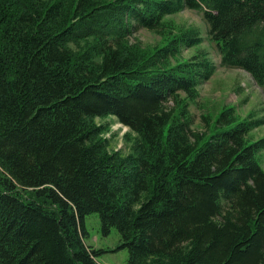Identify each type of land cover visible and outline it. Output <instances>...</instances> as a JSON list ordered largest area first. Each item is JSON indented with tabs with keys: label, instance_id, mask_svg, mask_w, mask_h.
<instances>
[{
	"label": "trees",
	"instance_id": "1",
	"mask_svg": "<svg viewBox=\"0 0 264 264\" xmlns=\"http://www.w3.org/2000/svg\"><path fill=\"white\" fill-rule=\"evenodd\" d=\"M204 41L264 93V0H0V264H98L92 213L127 264H264V119L221 105L196 127Z\"/></svg>",
	"mask_w": 264,
	"mask_h": 264
},
{
	"label": "rangeland",
	"instance_id": "2",
	"mask_svg": "<svg viewBox=\"0 0 264 264\" xmlns=\"http://www.w3.org/2000/svg\"><path fill=\"white\" fill-rule=\"evenodd\" d=\"M172 18L178 23L198 26L203 31L206 28L202 14L199 11L184 9ZM134 39H138L143 45L153 44L156 41V37L145 30L135 32L131 36V40L133 41ZM203 46L208 48L216 69L210 80L199 86V104L196 108L191 107V111L195 116L196 127H203L200 118L202 113L210 110L217 111L221 105L235 106L242 115L252 110L256 112V115L264 119L263 90L246 71L239 68L221 66L220 57L216 49L208 41H204ZM97 122L109 125V131L105 135L109 139V150H119L123 154H127L130 144L125 141V134L130 133V137H134V134L129 132L127 127L118 123L113 116L97 119ZM254 134L257 137L264 136V125L255 130ZM261 161L264 167V151ZM85 225L87 230L85 243L87 246L105 251L96 259L98 264H127L128 251L126 248H117L121 241L115 228H111L108 235H103L96 213L86 217Z\"/></svg>",
	"mask_w": 264,
	"mask_h": 264
}]
</instances>
